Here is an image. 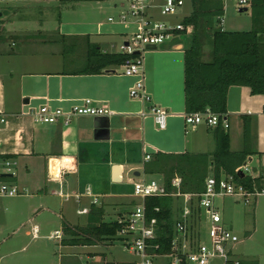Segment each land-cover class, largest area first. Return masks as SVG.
I'll return each mask as SVG.
<instances>
[{
  "label": "crops",
  "instance_id": "0c3cea01",
  "mask_svg": "<svg viewBox=\"0 0 264 264\" xmlns=\"http://www.w3.org/2000/svg\"><path fill=\"white\" fill-rule=\"evenodd\" d=\"M3 1L0 158L14 162L9 172L12 175L5 178L18 186L21 195L27 194L28 200L8 202L1 200L8 197H0V264H24L26 257L13 255L25 247L19 248L29 235L36 239L39 231L51 233L47 229L60 225L58 218L63 217L58 210L64 208L63 199L78 198L76 213L86 215V222L73 225H86L93 206L104 209L106 221L125 218L139 202L133 194L134 184L148 181V175L160 176L144 172L146 155L212 153L216 141L214 126L203 123L190 130L185 125L184 44L150 48L144 53L148 101L130 96L138 77L125 75L124 65L100 73H82L90 45L97 44L103 53L120 52L122 44L137 30L136 22L101 19L107 12L118 13L123 1ZM163 2H154L158 7L151 9L152 18L159 19ZM68 5H74V13H67L69 18L64 20L61 10ZM85 98L114 110V116L77 115L63 125L36 122L32 115L43 105L69 109ZM154 105L169 111L163 129L150 114ZM244 116L250 117L252 126L249 148L253 154L245 162L251 170L248 174L264 177V168L258 171L250 163L255 159L264 163V94H254L246 85H232L227 94V117L233 151L244 147ZM175 198L178 221L184 200L179 194ZM256 201L257 197H251L248 204L256 206ZM82 208L88 212L79 214L77 210ZM201 216L202 208L193 213L190 230L201 222ZM62 225L47 238L59 239L62 244Z\"/></svg>",
  "mask_w": 264,
  "mask_h": 264
},
{
  "label": "trees",
  "instance_id": "16d2710c",
  "mask_svg": "<svg viewBox=\"0 0 264 264\" xmlns=\"http://www.w3.org/2000/svg\"><path fill=\"white\" fill-rule=\"evenodd\" d=\"M85 0H60L61 3ZM192 12L182 23L194 28L192 45L185 48V97L187 112L204 111L207 108L227 115V94L232 85L249 86L254 94H264V0H251L252 25L249 30L229 31L217 26L224 15L223 0H191ZM203 35L211 37L212 57L203 60ZM138 57L137 53H103L97 44L90 45L88 62L82 73H100L111 66L124 65L127 60ZM251 119L244 116V147L233 151L228 129L218 124L213 128L216 148L212 153H165L157 152L144 164L146 174L162 176L167 195L145 198L146 213L158 221L157 237L152 240L159 245L158 253L171 250L176 235L174 202L177 192L200 194L205 190L206 179L213 174L218 180L233 176L248 190L264 188V177L254 178L239 170L253 154L251 143ZM181 178L180 187L173 179ZM159 208L157 211L156 208ZM195 212L200 208L195 206ZM104 209L93 206L86 225H72L64 221L63 245L91 246L108 241L115 242L119 220H104ZM113 244V243H112ZM105 264H135L111 262ZM242 264H250L243 261ZM251 264H257L253 262Z\"/></svg>",
  "mask_w": 264,
  "mask_h": 264
},
{
  "label": "built area",
  "instance_id": "2783aa9c",
  "mask_svg": "<svg viewBox=\"0 0 264 264\" xmlns=\"http://www.w3.org/2000/svg\"><path fill=\"white\" fill-rule=\"evenodd\" d=\"M236 2L241 8L249 7L251 0H231ZM184 4V0H164L159 6L161 15H175L178 8ZM158 5L153 0H128V5L122 6V11L118 17H110L111 21L136 22L137 30L132 34L126 43L122 44L121 50L125 53H137L138 57L127 60L124 64V74L137 76L138 80L130 90L132 98L150 100V95L145 90L144 85V53L148 46L159 47L162 43L170 41L175 37L187 33H193L191 25L182 22L170 24L158 21L151 17V9ZM223 18L221 22L223 23ZM114 110L96 105L91 98H85L82 103L71 106L69 109L51 107L49 105L40 106L32 113L36 122L69 124L74 116H114ZM145 114V113H143ZM150 114L154 117L160 129L166 127L169 111L163 107L154 105L150 108ZM187 129L196 130L200 124L209 126L223 125L228 129L230 124L226 114H221L207 108L204 111L187 112L184 115ZM4 121V119H2ZM151 159L150 155L144 157V161ZM14 162L10 158H0V197H14L20 194V189L13 183L7 181L2 176L3 173L11 172ZM242 170L245 174L250 173V168L244 164ZM181 178L173 179V185L180 187ZM133 194L139 199L131 212L122 219H118L121 228L118 230L116 240L125 249L135 256V264H155L158 256H165L173 264H209L212 258L219 257L224 264H242V259L232 254V249L227 248L228 242L236 243L239 237L232 229L228 228L222 220L219 210L214 205V198L218 195L233 196L248 204L251 197L264 195V188L248 190L243 184L238 183L233 176H225L217 179L213 174L206 179L205 190L200 194L180 193L184 204L181 219L176 221V235L171 242V250L167 253H158L159 245L152 242L157 237L158 221L156 217L149 218L146 213L145 198L148 196H163L168 192L163 182L156 179L137 182L133 186ZM175 195V194H174ZM194 204V205H193ZM202 208L207 221L210 224L209 237L210 245L201 243L197 238H192L189 229V219L195 212L194 207ZM158 211L159 208L157 207ZM79 214L87 213V208L78 209ZM55 236H59L56 232Z\"/></svg>",
  "mask_w": 264,
  "mask_h": 264
},
{
  "label": "rangeland",
  "instance_id": "374dc122",
  "mask_svg": "<svg viewBox=\"0 0 264 264\" xmlns=\"http://www.w3.org/2000/svg\"><path fill=\"white\" fill-rule=\"evenodd\" d=\"M112 1V0H109ZM118 1V0H116ZM124 5H128V0H121ZM155 3L160 4L161 0H153ZM225 7L228 10L224 11L223 23L219 22L217 26L222 27L229 31H242L249 30L252 25L251 8L248 7L247 11H240V7L236 2L229 0H223ZM5 1L1 0L0 4L3 5ZM77 2H74L76 6ZM157 3V4H158ZM231 3V4H228ZM234 5V8L231 5ZM0 5V6H1ZM74 5H68L63 7L61 12L63 13V19L67 20L69 17L67 13H74ZM106 5V2H105ZM82 5H79L80 7ZM122 6L117 12H107L102 15V21L107 22L109 17H117L122 11ZM230 6V8H229ZM157 11V10H155ZM192 12L191 0H185V3L178 8L175 15H159L158 21H168L170 24H177L182 22L183 18ZM72 21V19H71ZM203 60L208 61L212 55L211 37L203 35ZM256 165V170L264 168V163H260L258 160L250 162ZM255 172V169H252ZM152 178L161 182L162 176L148 175L147 179ZM27 196V194H25ZM26 196L18 194L14 197L1 198V200L11 202L13 200L26 201ZM62 200L61 198L57 199ZM64 200V208H60L59 215L63 219L58 218L61 223L78 224L86 222V215H78L76 213V202L78 198H68ZM63 202V201H62ZM256 206L252 203L245 204L238 198L233 196H221L218 195L214 198V205L219 210L223 223L233 230L239 237V241L236 243L228 242L227 248L232 249V254L237 258H245L247 260L255 261L257 264H264V195L257 196ZM56 227H50V232L39 231L38 238H32L33 235H29L23 244L19 246L22 248L13 255L14 258L26 257L24 264H105L107 261L111 262H134L135 256L125 249L119 241H108L106 243H99L97 245H91L82 247L80 245H62L59 239H49L48 236L57 230ZM59 229V228H58ZM210 224L208 223L204 210L202 209L201 222H197L190 230V236L197 238L201 243L210 245L209 237ZM113 243V244H112ZM112 245L113 249L110 248ZM155 264H173L171 260L165 256H158L155 259ZM188 264H196L189 262ZM209 264H224L223 260L219 257L212 258Z\"/></svg>",
  "mask_w": 264,
  "mask_h": 264
},
{
  "label": "water",
  "instance_id": "95a60500",
  "mask_svg": "<svg viewBox=\"0 0 264 264\" xmlns=\"http://www.w3.org/2000/svg\"><path fill=\"white\" fill-rule=\"evenodd\" d=\"M248 10V7H245V8H241L240 11H247ZM192 40H193V34L192 33H187V34H184V35H181L180 37H175L173 38L172 40L170 41H166L164 43H162L159 47H171L175 44H184V47L185 48H189L191 45H192ZM157 46H154V45H150L148 46V49L150 48H156ZM138 53V52H137ZM118 168V166H116ZM239 173H241V176H244V172L242 170H239ZM136 175H139L140 172H135ZM12 174L11 173H3L2 176L3 177H7V176H11Z\"/></svg>",
  "mask_w": 264,
  "mask_h": 264
}]
</instances>
